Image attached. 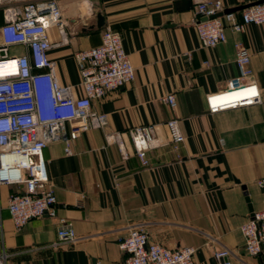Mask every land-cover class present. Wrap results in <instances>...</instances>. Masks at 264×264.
Segmentation results:
<instances>
[{"label":"crops","instance_id":"crops-1","mask_svg":"<svg viewBox=\"0 0 264 264\" xmlns=\"http://www.w3.org/2000/svg\"><path fill=\"white\" fill-rule=\"evenodd\" d=\"M68 40L56 27L49 56L58 80L84 94L75 53L99 46L102 33L122 34L136 69L133 82L93 102L108 115L103 128L83 132L65 153L62 141L44 150L58 198V216L73 224L81 239L53 247L58 222L43 216L16 230L7 208L18 185L0 188V253L9 264H121L127 226L144 223L150 240L169 248L195 246L196 264H219L214 250L230 248L234 264H264V253L245 250L241 226L264 209V102L217 113L206 95L228 87L240 76L236 44L251 53L252 74L264 96V24L245 31L227 29L225 42L202 46L194 26V0H58ZM240 12L257 0H222ZM174 93L172 109L163 100ZM177 117L185 141L175 150L166 122ZM155 124L157 143L144 165L128 134L130 128ZM121 132L124 151L106 135Z\"/></svg>","mask_w":264,"mask_h":264},{"label":"built area","instance_id":"built-area-1","mask_svg":"<svg viewBox=\"0 0 264 264\" xmlns=\"http://www.w3.org/2000/svg\"><path fill=\"white\" fill-rule=\"evenodd\" d=\"M194 14L202 46L215 47L226 41L227 29L243 32L251 24H264V0L247 5L240 12L226 10L222 0H194ZM66 26L58 0H0V188L21 186L10 193L7 202L16 230L46 215L57 220L58 239L51 244L53 247L75 244L81 237L70 220L58 216V198L44 150L50 143L62 141L65 153L73 154V143L83 132L108 123V115L95 110L93 102L136 78L122 34L106 28L99 46L75 53L84 92L76 96L72 86L58 80L56 62L49 56L53 46L49 29L56 27L65 42ZM250 61L249 48L238 42L236 62L240 76L231 78L227 89L206 95L211 113L264 102L257 82L243 81L252 74ZM163 100L175 109L174 93L166 94ZM166 126L175 150H179L185 141L179 119H169ZM128 134L141 161L148 165L147 152L157 143V126L130 128ZM122 135L115 132L106 138L124 151ZM1 212L0 193V219ZM241 231L247 254H263L264 209L254 211ZM120 248L127 254L121 264H196L195 246L169 248L150 240L144 223L127 226ZM214 256L219 264H234L233 259L238 257L227 247L216 248ZM9 261L10 254L2 251L0 264Z\"/></svg>","mask_w":264,"mask_h":264},{"label":"bare ground","instance_id":"bare-ground-1","mask_svg":"<svg viewBox=\"0 0 264 264\" xmlns=\"http://www.w3.org/2000/svg\"><path fill=\"white\" fill-rule=\"evenodd\" d=\"M231 96V95H230Z\"/></svg>","mask_w":264,"mask_h":264},{"label":"water","instance_id":"water-1","mask_svg":"<svg viewBox=\"0 0 264 264\" xmlns=\"http://www.w3.org/2000/svg\"><path fill=\"white\" fill-rule=\"evenodd\" d=\"M220 15V14H219Z\"/></svg>","mask_w":264,"mask_h":264}]
</instances>
